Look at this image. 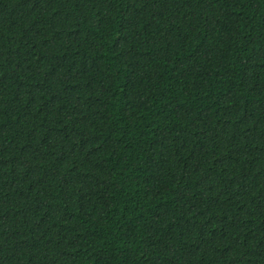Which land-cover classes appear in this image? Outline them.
Wrapping results in <instances>:
<instances>
[{
	"label": "trees",
	"instance_id": "obj_1",
	"mask_svg": "<svg viewBox=\"0 0 264 264\" xmlns=\"http://www.w3.org/2000/svg\"><path fill=\"white\" fill-rule=\"evenodd\" d=\"M0 264H264V0H0Z\"/></svg>",
	"mask_w": 264,
	"mask_h": 264
}]
</instances>
